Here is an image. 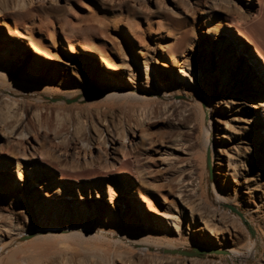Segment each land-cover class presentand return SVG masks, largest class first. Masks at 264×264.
<instances>
[{
	"label": "rangeland",
	"instance_id": "rangeland-1",
	"mask_svg": "<svg viewBox=\"0 0 264 264\" xmlns=\"http://www.w3.org/2000/svg\"><path fill=\"white\" fill-rule=\"evenodd\" d=\"M10 1L19 2L20 0L7 1L12 4ZM26 1L30 2L27 7L13 13L0 8V16L6 19L8 25L12 24L22 29L28 36L26 41L35 40L43 44L46 48H50L49 50L59 59H51L54 64L52 66L44 65L46 68L42 72L40 69L32 68L28 64L32 60L31 55L40 57L42 62L45 60V56L37 54L28 48L22 51L23 55L16 57L12 61L10 69H7L8 81L6 84L7 86L9 84L12 85H9V87L13 88L14 86L16 88L11 90V93L7 91L6 86L0 85V97L4 93H9V96L11 94L10 97L15 98L18 96L16 99H23L25 103L10 108L4 107L5 104H2L4 102L1 103L0 101V106L3 105L1 110L3 109L5 112L3 113L2 111L1 113L0 110V120L6 121L3 122L1 120L2 123L0 125V162L8 163L15 171L19 167L20 162H23L25 164L23 168L28 174L32 172V174L42 178L44 182L52 180L54 185L60 186L64 184L68 186L69 191H67V194L71 193L80 197L84 193L86 197L88 196L85 200L90 205H93V200L98 199L101 203L109 206L108 201L110 200L111 192L107 191V189H102L101 194H103V197H97L98 191L95 188L93 189L95 180L93 176L102 171V166L107 162L105 160L110 154H113V151L111 153L110 148H103L102 145L99 146V151V148H97L99 144L95 143V146L85 153V151L76 148L75 144L71 146L60 142L57 136L61 132H67L69 125L76 122V119H80L83 127L87 128L86 130L99 129L104 136L110 130L114 133H121L125 129L129 131L131 142L132 140L134 141L132 145L131 143L126 144L129 149H133V155L130 157L132 162H129L126 171H122L126 173H114V171L117 172V167L122 166L121 163L128 159L121 153L123 148L118 142V148L121 152L117 155L120 161H116L114 166L109 168V178L101 177L99 181V184L101 186L104 185V187L108 185L109 181L116 184L115 197L119 199L120 203L124 202V205H127L131 195H134L141 203L140 209L147 213L148 202L143 201V198L139 197L144 192L154 197L152 199L161 209H167L166 205H168L170 207L169 210L174 212L177 219L180 218L178 219L180 226L176 228L175 223L173 224V222L164 218L167 226L171 228V231L168 230L166 236L177 237L178 233H175V229L182 234H186L191 241V244L185 247L187 249L200 246V242L214 246H219V243L222 242L225 246L247 251L251 238L259 239V243H261L262 238L264 240V229L262 227L264 216L261 215L257 207V198L247 192L242 176L235 175L233 177L230 174L223 173L228 169V166L225 165L227 153L229 154V151L230 153L234 152L230 148L235 142L234 135L231 133V125L234 123L232 118L233 115H241L242 112L231 114L229 108L223 104L224 97L227 95V91H225L227 86L224 84L220 69V53L224 45H217L216 41L219 39L215 37L208 39L206 37L207 33H205L209 24L217 22L209 19V16L212 15L215 20L228 22L229 20H235L239 16L233 10L243 12V16L247 15V18H242L240 23H244L246 20L247 24L245 25L248 27V24L261 12L262 6L259 1L238 0L235 6L232 7L234 9L230 8L234 14L232 13L229 17L219 13V6V8L216 6L217 9L211 13L213 10L209 5L210 1L205 6L204 3L199 4L197 0ZM250 2L253 3L252 7H250ZM205 20H208V22ZM8 25L4 27L7 29ZM228 29H231L234 37L232 46H229L231 53L227 54L228 57L233 56V60H237V54L239 53L237 44L242 41L246 45L250 57L252 55L256 59L258 57L263 65V59H260L257 45L248 42L245 38H241L238 27L230 26ZM254 34L258 37L259 50L264 53V40L258 32ZM216 36L219 37L221 34ZM220 38L222 39V37ZM26 41H24V44L28 45ZM82 41L96 47L97 52L94 59L97 63L94 64V72L105 71L99 65L101 63V54L107 53L114 59L122 61V57L126 52L132 57V63L134 58L138 59V63L134 62V67H136L135 70L144 80H146L145 64L150 67L149 71L151 74H156V70L165 74L168 70L170 76L178 79L182 84L186 83L195 99L185 98L186 95L183 94L182 96L177 90H173L172 95L167 96V98H160L165 101L158 100L150 103L140 98L105 96L102 86L95 81L94 73L85 71L82 68L73 72L71 69H66L60 61V58H70L72 55L64 47V44L73 43L79 46ZM234 41H237V43L235 44ZM169 45L176 53L181 52L183 49H186L185 51L188 50L191 54L190 58L181 59V55H178V59L172 61V63L168 62L163 53ZM76 55L83 56V54ZM25 60L27 62H24ZM194 67L199 69V74L192 70ZM242 67L245 71L247 70V66L243 63ZM183 69L186 71L183 72ZM228 74H232V72L228 71ZM229 76L230 79L237 80L235 75ZM183 77L186 79L185 81ZM249 77H252L254 82H259L256 77L260 78V81L262 80L261 74L255 75L253 71H250ZM156 83L158 85L162 84L159 78H157ZM262 83L264 84V82ZM243 88L240 91L242 92L241 97L254 100L250 93L255 94L257 91L255 92L249 87L245 91V87ZM21 93L26 94L24 96ZM57 96L76 97L78 100L67 103L64 100L52 102L47 99V97ZM199 99L206 106L209 101L211 103L208 110L211 113H209L211 115L210 122L213 124L212 146L215 151L212 153L215 155L216 162L222 161L221 164L217 163L215 165V172L212 170L210 163L211 168L207 174L208 176H203L201 171L204 162V146H206L207 136L211 129L208 119H205ZM36 106L43 109L41 111L39 108L40 116L38 115V117L34 116V110L30 111L34 107L37 108ZM262 109L263 106L258 111H260L262 119H264ZM8 112L9 114H7ZM3 114H6L7 117ZM14 114L16 117H13ZM147 116L148 118L146 119ZM144 125L147 129L142 133ZM10 128L14 129V132H19L21 129L24 131L25 129L30 135L27 138H18L17 134L10 133ZM129 128L134 129L133 134L130 133L131 129ZM57 129L60 132L57 133ZM141 134H143L144 138ZM87 139H89V136ZM259 140H261V136H259ZM207 147L209 149L210 145L207 144ZM179 149L189 152V154ZM209 151L211 152L210 149L208 153ZM32 152L34 153L33 155ZM24 154H27L28 157H24ZM29 157L33 158L34 166L27 159ZM241 159L244 166L255 170L262 168L261 163L254 155L248 154L247 157H242ZM75 160L77 162L80 161V163L77 164ZM85 160H92L90 161L92 163L85 164ZM51 162L58 164L63 169V172L67 173V177L64 178L63 172L52 167L49 164ZM78 165L82 167H78ZM206 168L208 169L207 164ZM191 170L194 171L195 182L199 183L198 191L192 197V200L202 201L201 205L204 211H213L217 208L221 212L220 215L223 217V221L219 222L218 228L214 226V228H207V225L203 223L208 219L206 211L200 213V215L198 213L194 214L193 218L187 207L184 208L186 214H181L180 212L179 202L175 195L182 185L181 176L186 175V172ZM217 170H221L222 173ZM1 173L3 171L0 170ZM13 185L10 180L0 175V238L2 237L3 242L5 241L3 244H6L10 250L8 255L17 252V258L27 257L33 261L34 258H47V255L57 247L61 254H75L76 256L77 253H82L85 256L95 255L98 258L103 256L102 260L106 264L118 263V254L109 252L108 255H103L108 243L102 240L91 239L90 237L89 239L69 237L65 234H62L61 237L58 235V238L56 236L55 238L43 235V237L39 236L41 240L36 238L38 237L37 233L34 234L33 232L42 229L41 227L53 222L63 224L65 220L53 218L45 211L34 207L30 200L18 190V185ZM213 185L231 198V202L227 203L236 206L242 212L243 210L247 211L252 216L255 225L251 224L250 221H247L248 223L239 222L236 219L240 217L239 215L228 208H224L222 204L219 207L218 203L212 202ZM36 189L41 190V185L38 184ZM60 196L61 194L57 193L58 199ZM67 199L82 201L81 198L71 196ZM214 205L215 209H213ZM107 211H109L108 208H104L102 215H100L101 217L94 224L96 226H111L113 229L119 228L118 230L125 229L122 222H120V226H116L113 223L112 225L105 223ZM256 224H261V230ZM210 225L212 224L210 223ZM249 227L256 231L255 237L251 235ZM22 232L25 233L23 234ZM133 233L135 234L136 232L134 231ZM30 234L34 235L26 240H21L23 236ZM108 235L111 236V234ZM12 236L13 239L16 236H20L19 240L21 242L17 241V239L13 240ZM112 237H115V235L112 234ZM80 246L86 248L81 249ZM90 247L93 250H89ZM111 248L112 250L114 248V250L122 251L123 257L129 258L133 256L125 247L116 248V246L111 244ZM159 254L164 261L161 264H187V262L188 264H262L264 260V248L262 252L261 249H258V255L250 256L243 261L239 259L236 263L220 258L219 255L223 257V254L187 256L170 253V255L163 250H160ZM170 257L174 259L172 258L171 260ZM147 261L149 260H144V262L148 263Z\"/></svg>",
	"mask_w": 264,
	"mask_h": 264
},
{
	"label": "bare ground",
	"instance_id": "bare-ground-1",
	"mask_svg": "<svg viewBox=\"0 0 264 264\" xmlns=\"http://www.w3.org/2000/svg\"><path fill=\"white\" fill-rule=\"evenodd\" d=\"M7 1L8 0H5V1L1 0L0 8L4 10L6 9L9 13H13L19 9H23L24 7H27L30 4V2L26 0H20L19 2L10 1L12 2V4L8 3ZM237 1L238 0H197L199 4L204 3V6L208 5V2H209V5L211 6V9L213 10L211 11V13L217 9L216 6L217 7L219 6L220 7L219 13L223 14L226 17H229L232 15L233 12L231 11L234 9L232 7L235 6ZM258 1L262 6L261 12L259 13V15L255 16V18L251 21L250 24H248V27L247 25H245L247 24L246 20L244 23L243 22L240 23L242 18L243 19L247 18V15L243 16L244 14L243 12L233 10L234 12H237L239 16L237 15L238 17H236L235 20H229L228 22L222 21V20H215V18L210 14L211 16H209L208 18L211 19L212 21H215V22L217 21V22L213 24H209L208 29L205 30V33H207L206 37L208 39H212L214 37L219 39L216 41L217 45H224L220 53V58H221L220 69L222 72V77L224 79V84L227 86L225 90L227 91V95L226 97H224L223 104L229 108V110L231 111V114L236 113V112H242L241 115H237V116L233 115V118H232L234 120V123H232L231 125V133L234 135L235 142L233 146L230 148H232L234 152L232 151L233 153H230L229 151V154L227 153V157H226L227 162L225 163V165L228 166V169L226 170V172L224 171L223 173L230 174L233 177L235 175H239L243 177L244 179L243 183L245 187L247 188L246 189L247 192L251 194L252 196H254L255 198H257L258 200L257 207L259 211L261 212V215L264 216V138L262 141V137H264V119H262V115L260 114V111H258V109L260 110V107L263 106L262 112L264 116V84L262 83L264 82V70H263L264 53H262L259 50L260 47H259L258 37H256L254 34L258 32L260 37L264 40V0H258ZM252 5L253 3L250 2V7H252ZM205 21L208 22V20H205ZM6 25H8L6 22V19L0 16V85L6 86L7 91L11 92V90H14L16 87L14 86L13 88L9 87L10 85L9 83H8L9 85L7 86L6 84L8 81L7 80L8 79L7 69H10V66L12 65V61L16 57L18 58L20 55H23L22 51L29 48V50H33L37 54L45 56L44 58L45 60L42 62L40 57L36 55H31L32 60H30L28 64L30 67L35 68V69H40V71L42 72H44L46 65L52 66L54 64L51 61V59H59V58H57L55 54L52 53L51 50H49L50 48L49 49L48 47L46 48L43 44L35 40L26 41V37L28 38V36L19 27L9 24L6 29L4 27ZM230 26L238 27L239 36L241 38H245L248 42L257 45L258 54L260 56V59H263V65H262V62L258 59V57L257 59L253 55L250 57V54H248V49L246 48V45L242 43V41L239 42L240 44L239 43L237 44V47H238L237 51L239 52L237 54V60H236L237 62L233 60L232 55H231L232 57H228L227 54L231 53L229 46H232V43H233L232 40L234 39V37L232 36L231 29H228V27ZM220 34L221 36L219 37L216 36ZM220 37H222V39ZM24 41H26L28 45L24 44ZM219 41H222V42H219ZM234 43L236 44L237 41H234ZM64 47H66L72 53V55L70 58H64V57L60 58V61L62 62L63 66L66 69L67 68L71 69L73 72H75L77 69L79 70L82 68L85 71L94 73L95 81L96 83L102 86V90L105 96H116V97H123V98L131 97V98H136V99L140 98L141 100L147 103H150L153 101L162 100L160 98H167V96L172 95L173 90L174 91L177 90V92L181 93L182 96L183 94H185L186 95L185 98L195 99V97L191 93V89L187 87L186 83L182 84L180 83L178 79H175L172 76H170V72L168 70L166 71L165 74L161 73L159 70H156V74L154 73L151 74L149 71L150 67H148V64H145L146 65L145 67L146 80H144L143 77H140V75L135 70L136 67H134V62L138 63V59L134 58L133 63H132L131 62L132 57L126 52L124 53V56L122 57V61H118L114 59L112 56L108 55L107 53L101 54L100 55L101 63H99V65L101 66V68L103 67V70L105 69V71H98V72L95 71L94 72V64L97 63L96 60L94 59V56L96 55V52H97L95 46L82 41L80 42L79 46L73 43H69V44H64ZM185 50L186 49H183L181 52L176 53L175 51L172 50V48L169 45L168 47H166L165 52L163 54L165 55L166 60L172 63V61H175L176 59L179 58L178 55H181L180 57L181 59L190 58V55H191L190 52L188 50L187 51ZM73 53L83 54V56H79ZM239 57L241 58L240 60H239ZM211 58H213V56H211ZM24 62H27V61L25 60ZM242 63L245 64V66H247L246 71L242 67ZM181 68L183 67L181 66ZM192 70H195L197 74H199L200 72L199 69H195V67ZM185 71L186 70L183 69V72ZM228 71H231L232 74H228ZM250 71H253L255 75L260 73L262 76V80L260 81V78L256 77L257 79H259V82H254L252 77H249ZM229 75H235V78H237V80L235 79L234 81L230 79ZM157 78H159V81L162 82L161 85H158L156 83ZM183 79L184 81L186 80L184 77ZM243 87H245V91L247 87L255 90V92L257 91V93L255 94L252 92L250 93V95L253 97L254 100L248 99V98L245 99L241 97L242 92L240 91L244 89ZM0 90H1V87H0ZM23 90H26V89H23ZM25 94L23 95L25 96ZM2 95L3 96L0 97V101L1 103L4 102L2 103L3 105L5 104L4 107L7 106L10 108H13L16 105L25 103L23 99L22 100L16 99L18 96L17 97L14 96L15 98H13V97H10L11 94L9 96V93H4ZM35 96L34 98H36ZM162 101H165V100H162ZM198 101L200 102V106L202 107L205 119L206 118L208 119V122L210 124V129H211L207 136V140L205 143L206 146L207 144L210 145L209 149L211 150V152L209 151L208 153V150H209L208 147L206 148V146H204V149H205L204 156H203L204 162H203L202 171H201V174L203 176H206L209 173V169L206 168V164H207L206 156L207 157L208 155L210 156V159H211L210 163H211V167L213 171L215 170L214 169L215 165L217 163L221 164L222 161L216 162L217 160H215V155L213 154L214 153L213 151H215L212 146L213 124L212 122H210L211 113L208 110L211 103L209 101L208 105L206 106L200 99ZM2 106H0V110ZM21 106H24V105H21ZM37 108L34 107V109L32 108V110L30 109L29 110L30 111L34 110L33 111L34 116L36 115L38 117L39 112H40L39 110L40 107L38 109ZM198 108H199V105H198ZM42 110L43 109H41V111ZM2 111L3 109L1 110V113ZM5 111H6V108H5ZM3 113L5 112L3 111ZM7 114H9V112ZM3 115L6 116V114H3ZM14 116L15 114L13 115V117ZM147 118L148 116L146 117V119ZM1 120H0V125L2 123ZM2 121L6 122L4 120ZM20 125L22 126V124ZM86 129L87 128L83 127L80 119H76V122L69 125L68 131L61 132L57 136V139L60 142H63L71 146L75 144L76 148H78L79 150L81 149L82 151H85V153H87L88 150L90 151L95 146V143L99 144L97 146V148H99V151H100L99 146L101 145L103 146V148L104 147L110 148L111 153L113 151V154H110V156H108L110 158L108 159L107 157V159L105 160L107 162L102 166L101 168L102 171L99 172V174H96L95 176H93V179H95L93 189L95 188V190L98 191L97 197H103V194H101L102 189H105V190L107 189V191L111 192V197H110V200L108 201V203L110 204L109 206H106V204L101 203L98 199L93 200L92 202L93 205H90L85 200L86 198H88V196L86 197L84 193H82L80 197H77V195H73L71 193L67 194V191H69L68 186L64 184L60 186L54 185L52 180L51 181L46 180L44 182L42 178L32 174V172H29L28 174V172L23 168L25 167V164L23 162H20V165L16 171L12 169V167L8 163L6 164L3 162H0V170L3 171V173L0 174L1 177L7 178L16 186L18 185L19 187L18 190L22 192L25 195V197L30 200V202L32 203L34 207L38 208L39 210L45 211V213H48L53 218H61L65 220V223L63 224L54 223V222L52 224H46L45 226L41 227L42 229H38V231L33 232L34 234L37 233L38 237L36 236L35 237L39 239L40 238L39 236L43 235V236H48V237L56 236L58 238V235H60L61 237L62 234H65L69 237H80V238H88V239L90 237L91 239H97L100 241L102 240L108 243L107 246L105 247L106 249L103 255L104 256L108 255L109 252L111 253L114 252V254H118L119 257H117L118 259L117 264H161L163 261V258L159 254L160 250H163L164 248L181 249V248H185L186 246L190 245L191 241L189 240V237L186 236V234H182L177 229H175V233L176 232L178 233L177 237L173 236L171 238V237L166 236V233L168 232V230L171 231V228H169L170 226L169 227L167 226L166 222L164 221V218L173 222V224L175 223L174 225L176 228H179L180 226L179 220H178L180 218L177 219V216L174 214V212H172V210H169L170 207L168 205H166L167 209L163 210L155 203V201L153 200L154 197L149 196L148 194L142 192V195H139V197L143 198V201L148 202L147 213L146 212L144 213V210L140 209L141 208L140 201H138L134 197V195H131V199H129V202L127 203V205L126 204L124 205V202L120 203L119 199L115 197L116 184H114V182L109 181L107 185L108 187L107 186L104 187V185L101 186L99 184L101 177H108V178L110 177L109 168L113 167L116 161H120V158L117 155L118 153L121 152L120 149L118 148V142L120 143V146L123 148L121 149L122 150L121 153H123L125 157H128V159L124 160V162L121 163L122 166L117 167V172H115L114 170L113 171L114 173H126L122 171H126V167L129 165V162H132L130 157L131 155H133L132 153L133 149H129V147L126 144L131 143L132 145L134 143V141L132 140L131 142V139L129 138V131L123 129L124 131H121V133L119 132L114 133L110 129H108L110 130V132L107 133V135L105 134L104 136L99 131V129L98 130L94 128L91 130L90 129L86 130ZM145 129L147 128L144 125L142 133H144ZM206 130H208V128H206ZM9 131L12 134L13 133L17 134L18 138H27L30 135V133L26 132L27 130L25 131V129L24 131L23 129H21L19 132L18 131L14 132V129L10 128ZM58 132L60 131H58L57 129V133ZM130 133L133 134L134 129H131ZM141 135L144 138L143 134ZM88 136H89V139H87ZM259 136H261V140H259ZM222 137L224 136L222 135ZM179 150L183 151L184 153L189 154V152H186L182 149H179ZM33 154L34 153L32 152V155ZM248 154L254 155V157L257 158V160L261 163V167H262L261 169L255 170L247 166H244L243 160L241 158L247 157ZM24 155H25L24 157H28L27 154H24ZM239 156H242V157H239ZM54 158L55 160H57L56 157ZM27 159H29V161L32 162L34 166L35 162H33L32 160L33 158L29 157ZM75 161L77 162V160ZM85 161H86L85 164L92 163L90 162L92 160L90 161L85 160ZM52 162L49 163L52 167L63 172V169L59 167L58 164L52 163ZM79 163L80 161L77 162V164ZM78 167H82V166L78 165ZM218 168L221 169L220 167ZM217 171L219 173H222L221 170H217ZM66 174H67L66 172H63L64 178L67 177ZM181 177H182L181 178L182 185L180 189H178V192L176 193L175 197H177V201L179 202L181 214H186V210L184 208L187 207L192 213L191 216L193 218L194 214L198 213L200 215V213H204L206 211V210L205 211L203 210V206L201 205L202 201L199 202L198 200L197 201L192 200L193 199L192 197L195 196L198 191L199 183L195 182L193 170L186 172V175L184 174ZM197 181H198V178H197ZM209 181L211 180L209 179ZM38 184L41 185V190L36 189L38 188ZM57 193L61 194L59 199L57 197ZM212 193H213L212 202L218 203V206L220 204L231 202V198L226 196L219 189H217L215 185H213ZM70 196L74 198H81L82 201L68 200L67 198ZM63 198H66V199H63ZM213 207H212L213 209L216 208L215 205ZM104 208H108L109 210L105 214V217L107 218V220L105 219L106 220L105 223L109 225H112L113 223L116 226H120L119 224L120 222H122V225L125 226V229L118 230L119 228L113 229L111 228V226H108V227L103 226V225L96 226L94 222L99 217H101L100 215H102ZM209 208H211V206H209ZM243 212L245 216V221H250L251 224L255 225L252 219V216L245 210H243ZM205 213L208 219H206L203 223L207 225V228L213 227V226L215 228L216 227L218 228L219 222L223 221V217L220 215L221 212H219V210L216 208L213 211L208 210ZM236 219L239 222L242 221L241 217L239 218L237 217ZM210 223L212 225H210ZM256 225H258V228L261 230L260 228L261 224L260 225L256 224ZM262 227L264 229V224L262 225ZM134 231L136 232L135 234L133 233ZM22 233L24 234L25 232H22ZM108 234H111V236H109ZM112 234L115 235V237H112ZM16 237L14 239L15 240L17 239V241L21 242L19 240L20 236L17 238ZM12 239H13V236H12ZM42 241H43V238H42ZM4 242L1 237L0 238V264H106V262L102 260L103 256H100V258H98L95 255L85 256V255H82V253H80L81 255L77 253L76 256L75 254L74 255L64 254V253L61 254L57 247H55V249L52 250V252L47 255L48 256L47 258H34L33 261H31V259L27 257L17 258L16 257L17 252H14L8 255V252H10V250L6 244H3ZM249 242H250V245L247 251L245 250L243 251L241 249L239 250L233 247L231 248V247H228L227 245L225 246V244H223L222 242L219 243V246H214V245L203 243V242H200L199 245L203 247L211 248V249L217 247L219 249L228 250L229 254L227 255L223 254L224 255L223 257L219 255V257L222 259L229 260L231 263H236V261L239 259L243 261L244 259H247L250 256L258 255V249H261V252H262L264 248L263 238H262L261 243H259V239H252V238L249 240ZM111 244L116 246V248L118 247L127 248L129 252L132 253L133 256L129 258L123 257L122 256L123 252L120 250L118 251L117 249L114 250V248L112 250ZM80 247L81 249L86 248L84 246H80ZM90 249L93 250V248L91 247L89 248V250ZM210 254L214 255V253H210ZM144 260H149V261H147L148 263H146L144 262ZM262 264H264V260Z\"/></svg>",
	"mask_w": 264,
	"mask_h": 264
},
{
	"label": "water",
	"instance_id": "water-1",
	"mask_svg": "<svg viewBox=\"0 0 264 264\" xmlns=\"http://www.w3.org/2000/svg\"><path fill=\"white\" fill-rule=\"evenodd\" d=\"M48 100L52 101V102H56V101H59V100H64L66 101L67 103H72V102H76L78 100V98L74 97V98H68V97H64V96H57V97H47ZM210 156L208 155L207 157V166H208V169H210ZM222 206L224 208H228L230 209L232 212L236 213L237 215H239L241 218H242V221L244 223H248L247 221H245V216H244V213L239 210L236 206L230 204V203H225V204H222ZM249 231L251 233V235L253 237L256 236V231L249 227ZM34 234H30V235H26V236H23L21 238V240H26L30 237H32ZM163 251L165 253H172V254H182V255H187V256H204L206 254H210V253H214V254H224V255H227L229 254V251L228 250H224V249H219L217 247L215 248H207V247H200V246H194V247H191V248H181V249H168V248H164Z\"/></svg>",
	"mask_w": 264,
	"mask_h": 264
}]
</instances>
